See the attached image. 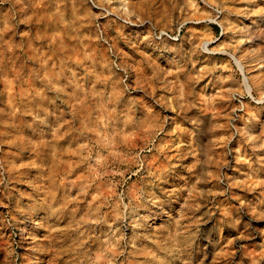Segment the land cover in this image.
<instances>
[{"label":"rangeland","instance_id":"rangeland-1","mask_svg":"<svg viewBox=\"0 0 264 264\" xmlns=\"http://www.w3.org/2000/svg\"><path fill=\"white\" fill-rule=\"evenodd\" d=\"M0 264H264V0H0Z\"/></svg>","mask_w":264,"mask_h":264}]
</instances>
